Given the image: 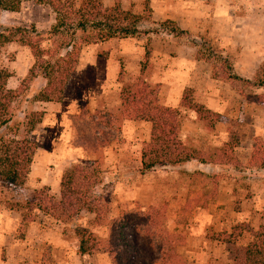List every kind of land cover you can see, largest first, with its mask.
Returning a JSON list of instances; mask_svg holds the SVG:
<instances>
[{
  "label": "rangeland",
  "instance_id": "rangeland-1",
  "mask_svg": "<svg viewBox=\"0 0 264 264\" xmlns=\"http://www.w3.org/2000/svg\"><path fill=\"white\" fill-rule=\"evenodd\" d=\"M32 4L40 7L34 8ZM110 4V0H103L104 6ZM120 6L142 15V27L151 32L103 42L92 40L80 46L69 93L76 96L84 88L100 91L98 95L104 94V97L95 95L96 101L87 99L78 111L67 116L69 139L58 140L61 138L58 131L65 129L63 123L51 118L44 122L41 117L39 125L42 119L43 125L34 132L36 125L28 135L36 145L30 166L34 164L33 171L44 174L46 185H41L37 176L28 175L20 187L0 182V205L5 208L14 202L22 205L44 186L57 199L60 177L73 165L91 174L92 187L83 195L82 202L75 203V209L79 210L65 223L34 210L29 213L32 221L22 230L19 214L11 211L12 231L7 240L9 244L0 250V264H110L103 249L79 255L76 230H86L106 239L110 222L120 214L146 213L152 207L157 212L158 226L176 237L174 251L179 257L178 264H243L245 245L259 227H264V171L254 173L247 162L239 161V165L224 168L199 167L204 170L201 174H196L198 171L193 168L187 172L182 167H157L139 174L140 150L148 139L149 124L124 117L119 94L122 85L138 80L156 89L159 104L178 111L179 136L184 144L198 150L213 147V132L193 124L191 111L180 107L178 101L182 93L189 91L193 104H200L198 97L212 89L233 107L242 103L250 106L252 102L248 98L262 92L251 83L256 82V74L258 78L264 77V0H122ZM17 11L19 14L12 17L24 21L28 13V24L0 22V26L30 29L36 20L46 24L49 12L54 16L48 6L32 0L20 1ZM166 20L184 33L171 36L160 31L159 24ZM42 29H35L36 34H16V41L2 45L0 68L15 73L28 71L33 60L23 42L30 40L42 49L51 48L47 30ZM218 55L229 62L234 79H226ZM246 78L252 80L249 82ZM25 84L26 88L10 106L15 123L23 120L22 111L41 112V105L30 103L39 80ZM80 113L83 118L79 117ZM244 113L238 111L226 119V142L233 146V155L238 145L236 127L242 124L239 120L247 123L248 116L253 115L264 127V104L248 108ZM105 115H109L108 123ZM80 119L96 122L99 131L105 133L107 143L94 150L86 145L76 146L74 129ZM6 136L10 135L6 133ZM22 136L20 127L16 138ZM259 138L263 139L254 140ZM53 150H57L55 156ZM45 154L47 158H38ZM224 186L230 190L224 191ZM89 205H94L95 213L86 211ZM235 225L239 226L240 235L234 244L212 237L221 231L229 233Z\"/></svg>",
  "mask_w": 264,
  "mask_h": 264
},
{
  "label": "trees",
  "instance_id": "trees-1",
  "mask_svg": "<svg viewBox=\"0 0 264 264\" xmlns=\"http://www.w3.org/2000/svg\"><path fill=\"white\" fill-rule=\"evenodd\" d=\"M20 1L22 0H0V10L16 12ZM32 1L48 6L54 14L53 23L46 32L51 39V48L42 49L30 40L23 42V45L28 47L33 61L25 78L14 90L5 87L9 73L0 68V182L11 187H20L26 180L36 149L35 143L28 138V135L42 117V112L28 109L21 112L23 120L20 123L12 120L10 106L18 94L26 88L25 83L31 84L35 79L40 82L38 89L32 92L34 95L30 98L31 104L57 103L61 100L66 83L76 68L79 48L82 44H90L92 40L103 42L114 37L151 32L142 27L144 20L142 15L121 8L122 0H110L109 6H104L103 0ZM159 29L171 36L184 33L168 20L160 23ZM36 33L33 27L26 29L17 26H0V47L16 41L14 40L16 34ZM218 59L223 64L226 79H234L230 74L229 62L221 55H218ZM255 77L256 82L251 85H256L262 89V92L252 95L248 100L261 105L264 104V77L258 78L257 74ZM119 100L124 117L149 124L148 139L142 143L140 150V165L137 170L139 174L157 167L181 168L190 161L196 162L191 166L198 171L196 174L203 172L198 169V165H221L219 167L224 168L231 164H240L232 154L233 146L228 142H222L218 147L207 150H198L185 145L179 136L178 111L159 104L156 99V89L150 88L147 84L138 80L134 84L122 85ZM193 103L189 91H186L182 93L178 105L192 111L204 130L212 131L219 120V115L205 109L201 104ZM80 111L85 112L84 109ZM82 113L79 114L80 118H83ZM91 115L95 116V114ZM105 116L108 123L109 115ZM20 127L23 136L16 138ZM74 132L78 147L86 145L94 150L107 143L105 133L99 131L96 122L80 119ZM6 133L10 135L9 138ZM247 166L254 173L264 166L263 139H256L252 143ZM92 179L91 174L81 166L73 165L60 177L57 199L51 197L48 188L44 186L34 191L31 198L22 205L14 202L10 206L7 204V208L19 214V228L22 230L32 221L33 218L29 213L34 210L53 221L65 223L70 221L79 210V208L75 209V203L81 199L83 201V195L92 187ZM86 211L95 213L96 208L94 205H89ZM148 211L150 212L120 214L110 222L106 239L98 238L86 230H76L78 254L89 255L103 249L110 264H178L179 257L174 251L176 237L158 226L157 212L153 207ZM239 235V226L235 225L230 228L229 233L221 231L213 233L212 237L227 244H234ZM243 264H264L263 226L255 231L252 239L245 245Z\"/></svg>",
  "mask_w": 264,
  "mask_h": 264
},
{
  "label": "crops",
  "instance_id": "crops-1",
  "mask_svg": "<svg viewBox=\"0 0 264 264\" xmlns=\"http://www.w3.org/2000/svg\"><path fill=\"white\" fill-rule=\"evenodd\" d=\"M32 6L34 8L40 7V6L35 5V4L34 5L32 4ZM17 12L18 11L9 12V11L0 10V20L1 19L3 20L0 22L2 24H6V25L9 23L10 24H12V23L18 24V22H19L20 24H22V23L29 22L28 16H27L28 13L25 14L26 17L24 18V21L21 20L22 18L20 19L16 16L12 17V15L19 14ZM49 13H51V12H49ZM49 13H48V22H46V24H43L39 20L33 21L34 29H37L38 27L44 28L46 30L49 29V27L53 23V19H54V16H52V14H49ZM45 18L47 19L46 16H45ZM17 19H19V20H17ZM44 29H42V30H44ZM92 70H94V68ZM26 72L27 71H24L22 73H15L12 71H8L9 77L6 80L5 87L7 89H11V90L18 88L23 77L26 75ZM74 72H75V70H74ZM74 72L70 76L69 80L67 81L63 95H62V98L59 102H57V103H53V102H36V103H34L37 105H41L40 111L42 112L44 122H45V120L51 118L52 121L56 120V121L64 124V126H63V127H65L64 131L63 132L58 131L60 136H61V138H59V139L57 138L58 140H60V139L62 140V138H65V139L71 138L70 137L71 136V132H70L71 130L68 128V125H66L68 115L73 114L75 111H78L80 104L84 103L87 99H89V98L91 100L95 99V101H96V99H98L97 97H100V98L104 97V94L98 95L99 94L98 92H100V91H98V92L97 91L95 92L94 90L88 91L84 88H81L80 92L76 96H74L73 93H69ZM246 79H248L249 82L252 80V78H246ZM42 85H43V82H42ZM210 87H211V85H210ZM212 87H213V85H212ZM95 95H98V96L93 98ZM238 97L241 98L240 96H238ZM211 99H213V100L211 101ZM198 103H200L201 105L203 104L202 106H204L205 109H207L211 112L217 113L219 115V120L214 125V129L216 130V132L214 131V129L212 130L214 141H215V143L213 144V147H218L222 142L227 141V137H226V133H227L226 131L227 130L226 129L228 126L226 125V119L232 117V115L235 112L242 111L243 115H245L244 111L248 110V108L253 109L254 107L258 108L260 106V105L254 104V103H251L250 106L246 103L245 104L242 103V104H238L237 107H233L232 104L230 105V102L228 100H226V99L224 100L222 98V96H219L217 93L213 92L212 89H210L209 91H204L202 93V95H200V97H198ZM98 107L94 106V108H97V109H98ZM191 113L193 115V124H195V125H197V123L200 124L195 119L194 113L192 111H191ZM243 115L239 114L237 116L238 117L242 116L244 118L245 116H243ZM255 117L256 116H253V115L248 116L249 121L247 123H243V122H241V120H239V122L242 124H239L236 127L237 135H238V145L234 148L235 149L234 155L238 161H242L243 163H246L249 161L252 143L255 141L254 138L262 137L264 140V127L260 124V121ZM186 123L189 124L190 121L186 120ZM41 125H43V119H42V122L40 125H39V123L37 124L34 132L37 129H39V127ZM201 127L204 130L202 125H201ZM59 128H62V126L60 125ZM32 132H33V130H32ZM184 137L185 136L183 135V138ZM56 142H58V141H56ZM56 152H57V150H53V156H55ZM61 156L62 155H59L58 157H61ZM47 157L48 156L46 154L43 157L38 155V158H41V159H45ZM63 157H65V156H63ZM36 163H41V162L39 160H36ZM42 163H44V162H42ZM195 163H196L195 161H190L189 163H186L182 167L185 171L190 172V169L192 168L191 166ZM33 166H34V164H32L29 167L30 170L28 172V176L29 177L37 176L38 178H40L41 185H46V183L44 182V177H43L44 174L42 172L35 173L33 171ZM43 166H44V164H43ZM203 166H207V167L211 166L212 169H216V167H219L221 165H213V166L210 164L198 165V169H200L199 167H203ZM201 171H204V170L201 169ZM259 171H264V166L259 168ZM230 185L231 184H229V186ZM229 186L228 187L224 186L225 187L224 191L230 190ZM263 189H264V186H263ZM254 201H256L255 198H254ZM255 209L256 208H254V210ZM11 221H12L11 211H9L7 208H5L4 205H0V250L2 247L5 248L9 244V242H7V240L10 239L9 235L12 231V227H11L12 222ZM7 232H8V235H6ZM15 247H18L19 249H23L18 245H15Z\"/></svg>",
  "mask_w": 264,
  "mask_h": 264
}]
</instances>
